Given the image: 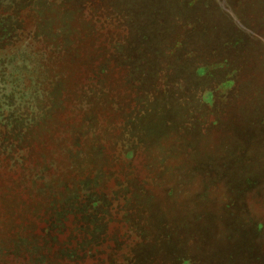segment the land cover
<instances>
[{
	"label": "rangeland",
	"instance_id": "obj_1",
	"mask_svg": "<svg viewBox=\"0 0 264 264\" xmlns=\"http://www.w3.org/2000/svg\"><path fill=\"white\" fill-rule=\"evenodd\" d=\"M0 264H264V0H0Z\"/></svg>",
	"mask_w": 264,
	"mask_h": 264
},
{
	"label": "trees",
	"instance_id": "obj_2",
	"mask_svg": "<svg viewBox=\"0 0 264 264\" xmlns=\"http://www.w3.org/2000/svg\"><path fill=\"white\" fill-rule=\"evenodd\" d=\"M96 205H97V204H94V205H93V206H94L93 208H95V207H96ZM91 206H92V205H91ZM91 206H89V208H91ZM86 207H87V205H86Z\"/></svg>",
	"mask_w": 264,
	"mask_h": 264
}]
</instances>
